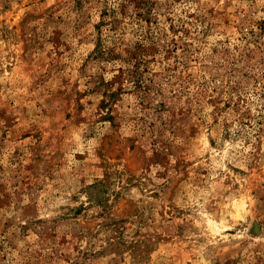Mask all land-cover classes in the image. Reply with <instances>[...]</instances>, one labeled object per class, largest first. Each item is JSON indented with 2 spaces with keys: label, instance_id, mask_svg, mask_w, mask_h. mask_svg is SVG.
Wrapping results in <instances>:
<instances>
[{
  "label": "rangeland",
  "instance_id": "obj_1",
  "mask_svg": "<svg viewBox=\"0 0 264 264\" xmlns=\"http://www.w3.org/2000/svg\"><path fill=\"white\" fill-rule=\"evenodd\" d=\"M0 264H264V0H0Z\"/></svg>",
  "mask_w": 264,
  "mask_h": 264
},
{
  "label": "trees",
  "instance_id": "obj_2",
  "mask_svg": "<svg viewBox=\"0 0 264 264\" xmlns=\"http://www.w3.org/2000/svg\"><path fill=\"white\" fill-rule=\"evenodd\" d=\"M146 49L144 46H137L134 47L130 52H129V61L128 64L130 67L127 69L123 70L122 68H119V72L122 73H128L131 79L133 80V85L134 88H139L142 93H145L147 88L142 85V68L145 65V58H144V53ZM121 90V89H120ZM112 96V95H111ZM144 97V96H143Z\"/></svg>",
  "mask_w": 264,
  "mask_h": 264
}]
</instances>
